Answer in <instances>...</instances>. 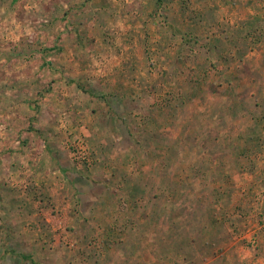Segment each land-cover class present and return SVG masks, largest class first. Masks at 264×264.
Listing matches in <instances>:
<instances>
[{
	"label": "rangeland",
	"instance_id": "obj_1",
	"mask_svg": "<svg viewBox=\"0 0 264 264\" xmlns=\"http://www.w3.org/2000/svg\"><path fill=\"white\" fill-rule=\"evenodd\" d=\"M129 262L264 264V0H0V264Z\"/></svg>",
	"mask_w": 264,
	"mask_h": 264
},
{
	"label": "crops",
	"instance_id": "obj_2",
	"mask_svg": "<svg viewBox=\"0 0 264 264\" xmlns=\"http://www.w3.org/2000/svg\"><path fill=\"white\" fill-rule=\"evenodd\" d=\"M132 244H135V243L132 242ZM130 252H132V251H130ZM130 255H132V254L128 252L127 255H126V257H127V256H130ZM130 263H131V262H129V264H130Z\"/></svg>",
	"mask_w": 264,
	"mask_h": 264
}]
</instances>
